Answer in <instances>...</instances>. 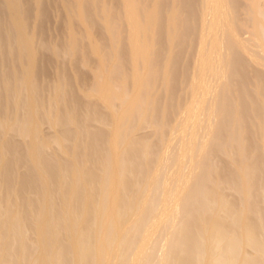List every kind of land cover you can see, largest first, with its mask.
<instances>
[{
    "label": "bare ground",
    "instance_id": "1",
    "mask_svg": "<svg viewBox=\"0 0 264 264\" xmlns=\"http://www.w3.org/2000/svg\"><path fill=\"white\" fill-rule=\"evenodd\" d=\"M73 1L0 0V264H264L261 0L244 9L238 0L194 4L198 48L173 120L172 103L143 89L158 10L143 16L147 26L136 0H123L127 92L126 76L119 85L112 77L119 26L102 3L101 30L117 52L105 63L87 1ZM247 23L257 47L239 34ZM171 41L160 77L166 96L180 45ZM81 47L100 64L88 87L76 69ZM244 72L250 91L235 87ZM147 120L152 138L134 132Z\"/></svg>",
    "mask_w": 264,
    "mask_h": 264
},
{
    "label": "rangeland",
    "instance_id": "2",
    "mask_svg": "<svg viewBox=\"0 0 264 264\" xmlns=\"http://www.w3.org/2000/svg\"><path fill=\"white\" fill-rule=\"evenodd\" d=\"M86 1L87 2L85 4V9H86L85 18L87 21L90 22V24L99 33V43L102 44V47H105L102 49L103 51L100 50L99 52L102 51V53H100V54H102L101 55L102 58L104 60H106V61L103 60L105 63L110 62L109 58H111L112 56L114 58L113 53L116 54L117 52H112V51H114V48L112 50V48H110L108 46V45H111L110 35L107 32L103 33L101 30V24H102V22H105L101 18L102 17V8H101L102 3L105 4V6L107 7V9L110 13V17H111L110 20L111 21L114 20L117 23L116 24L117 28L119 26L118 33H116V36L120 37V38H118V41L120 39V42H118L119 43L118 44V59L116 57H115V60H113L111 58L112 59L111 61L118 62L117 66H119V67L115 68V72L113 73L112 77H113V81L116 84L118 83L117 85H119L121 83L120 82L121 77L126 76L125 78H127L128 81L126 82V85L124 86L123 90H125L127 92H131L130 90L132 89V87H131L132 85H130L131 83L129 81V78H130L129 76L131 74V71H130L131 70V68H130V66H131L130 65V56H131L130 53H131V51H130V49H128L129 47L127 45L128 44V40H127L128 31H127L126 25H124L125 22H124L123 0H86ZM246 1L247 0H238V3L242 9H244L243 7H244ZM258 1H260V0H258ZM70 2L74 5L76 4L73 0H70ZM188 2H191V3H188ZM136 3H137L138 11L141 14L140 19H141L142 23L144 22L143 24L153 23L150 17L147 18V20L145 19V17L151 16V14L148 12H152L153 11L152 8L157 9L161 15V19H160L161 25L154 32V37L156 40H154V39H153V41H152V39L148 40V43L151 41L149 43V48H151V49H149L150 54L148 56L150 58L151 63L148 65V67H147L148 69L145 70V71H148V74L146 72H144L146 74V76H145L146 80L145 81L147 82V80H148V82H147V84H145V82H144L143 89H144V91L151 94V95H148V99H152V96L154 94L156 95L157 92L158 93L160 92L159 94L158 93L157 94H158V97H159L161 102L169 101V104L172 103L171 104L172 109L170 111L169 116L170 117L172 116L170 119L173 120L175 118L176 113H177L176 107L178 106V104H183V102L187 100L188 95H189L188 90H186L188 87L187 76L191 75V73H192L193 65H194V61H195L194 58H196L195 54L197 53V48H198L197 43H196V41H197L196 39H197V35H198V21H197L198 20V14L197 13H199V11L196 10V6H195V5H197V0H194V1L193 0H190V1L189 0H136ZM259 3H260L259 5L261 6V9L264 10L263 9L264 0H261ZM185 6L188 8H186ZM198 8L199 7H197V9ZM54 10H53V12H54ZM172 11L173 12L176 11L175 12L176 15L173 16L174 14H172V16L170 17L169 15L171 14L170 12H172ZM59 13H60V11H59ZM146 13H148V14H146ZM144 15H147V16H145L143 18ZM195 15H196V17H195ZM54 16H55V14H53L51 17L52 18L51 19L52 24H54V18L56 17V16L55 17ZM242 16H244V14ZM167 17H170V19L168 18V20H167ZM76 19L80 22V25H78V26H77L78 23H77ZM76 19H73V22L77 23V24H75L76 30L81 35V37L83 38L84 37V32H83L84 24L82 23L83 20L81 18H78V17H76ZM171 19H173V20H171ZM149 20H150V22H149ZM168 21H170V22H168ZM194 22L197 24H195ZM150 24H147V26L152 25V24L151 25ZM251 30H252V27H251L250 23H247L245 28H243V30L239 31V34L242 38L244 37L243 39L246 38V40H248V42L250 41L249 43H250V45L252 43V47H253V45L257 42L250 40L252 37V31ZM172 31L175 34H173ZM62 33H63L64 38H62L63 37ZM67 35H68V29L66 26L64 28V25H63L62 30H61V38H62L63 42L67 40ZM172 39H173V41H171ZM169 41L175 42L176 44H178V45L180 44V45L177 49L178 53H177V57L175 59L177 69L174 70V73H172L174 75L171 76V78L174 79V82L172 84L171 92H169L166 96V93L164 91H162V84H160V83H163L162 82L163 79H161L163 77V75H162L163 74L162 71L164 70L163 65L167 61V59L169 57L168 55L170 54L169 53L170 52L169 51V44H170ZM152 44H154V46ZM150 45H152L153 47ZM254 46L257 47V44H255ZM255 47H254V49H257ZM81 50H82V52H81ZM185 55H187V56H185ZM77 57H80L78 64L76 66V69L78 68L77 72H79L80 75L85 76V80H86L85 87H88L91 85L92 81H94L93 76L100 68L99 61H98V59H96V57L94 55H92L90 50L87 49L86 47H81V49L79 48V51L77 52ZM61 59L67 64V62H69L71 60V57L69 54L64 53L63 56L61 57ZM179 59H181V60H179ZM110 64H111V62H110ZM247 71H249V72L255 71V68L252 66V67H250V69L248 68ZM249 72H248V74H250ZM245 74L247 77H244V78L241 75V79L243 78L241 83H242V85H245V86L235 85V87L237 86V88H240V89L242 87H245V90L250 91V89L253 88L254 83L252 82L251 78H249V76L247 75L246 72H244V75ZM88 80H90V81H88ZM246 80H248V82H246ZM249 80L251 82H249ZM89 82H91V83H89ZM145 85H146V87H145ZM118 88H120V87H118ZM123 90H122V88H121V90L117 89L116 92L119 95H121L120 92H123ZM185 97H187V98H185ZM121 99L122 98L119 97L115 101V107H118V104H120ZM169 99H173V100L171 101ZM174 105H175V107L173 109ZM145 106H146V102L144 103V107ZM137 121H141V119L138 118ZM150 124L151 123L149 120H147V122H145V124H142V126L137 123V127L134 129V132L138 133L137 135H141V136L146 135V136L152 138L153 137L152 133H153L154 128L152 125L150 126ZM222 158L225 159L226 156L223 155ZM226 161L219 162L220 163L219 165L222 164L221 165L222 167H224L225 169H229V166H227ZM232 191H231V189H225V192L228 194V196H230L231 198H236L235 192L234 191L232 192ZM159 252H160L159 250L156 251L157 254Z\"/></svg>",
    "mask_w": 264,
    "mask_h": 264
}]
</instances>
